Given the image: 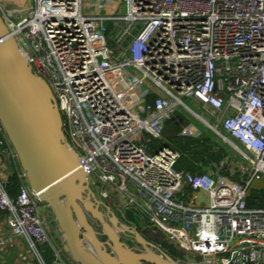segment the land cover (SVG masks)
I'll use <instances>...</instances> for the list:
<instances>
[{
    "label": "built area",
    "instance_id": "obj_1",
    "mask_svg": "<svg viewBox=\"0 0 264 264\" xmlns=\"http://www.w3.org/2000/svg\"><path fill=\"white\" fill-rule=\"evenodd\" d=\"M0 15L50 85L68 147L91 187L113 194L111 206L142 212L154 243L189 252L196 264H264V206L249 204L264 177V0H0ZM136 81L151 101L128 98ZM180 108L241 147L243 180L221 174L224 160L202 172L177 168L183 153L165 131ZM43 209L0 124V213L9 229L37 252L50 246V264H79Z\"/></svg>",
    "mask_w": 264,
    "mask_h": 264
},
{
    "label": "water",
    "instance_id": "obj_2",
    "mask_svg": "<svg viewBox=\"0 0 264 264\" xmlns=\"http://www.w3.org/2000/svg\"><path fill=\"white\" fill-rule=\"evenodd\" d=\"M0 124L29 186L52 210L68 259L79 264H183L98 198L66 143L50 85L28 63L1 15Z\"/></svg>",
    "mask_w": 264,
    "mask_h": 264
},
{
    "label": "rangeland",
    "instance_id": "obj_3",
    "mask_svg": "<svg viewBox=\"0 0 264 264\" xmlns=\"http://www.w3.org/2000/svg\"><path fill=\"white\" fill-rule=\"evenodd\" d=\"M126 7L122 8L120 13H124ZM21 13L24 14L26 12V7H23ZM132 72V73H131ZM131 74L134 78H138L136 73H133L131 70ZM143 83V82H142ZM139 81L133 83L131 91L128 93V98L132 99L136 102L151 101L154 96L151 93L142 94L141 90L143 88L144 83L142 84ZM184 101L193 108L199 115H205L201 108L195 105V102L190 98H184ZM181 109V116L174 121H170L167 124L166 129V137L172 142L182 153L187 154L188 158H183L180 160L177 168L179 169H191V167H196L197 163L201 165L196 167L195 172L205 171L207 168L211 166H215L222 162L223 160L226 162L225 166L221 170V174H227L232 176L235 180L241 181L246 177L248 172L249 164L242 158V155L239 150V145L233 142L232 144H228L203 122L194 113L187 111L185 108ZM194 127V128H192ZM197 127V128H195ZM151 144H155L159 149L163 146V141L152 140ZM241 148V147H240ZM11 172V170H8ZM94 190L97 193L98 198L112 205L114 203L113 194L107 192V196L104 197L100 188L92 185ZM11 188V187H10ZM251 190V196L256 197V193L259 194L264 193V177L261 180L256 181L253 184ZM252 198V199H253ZM264 199V196H263ZM255 203L252 206H260L262 201L259 198H255ZM264 203V201H263ZM44 204H42L43 207ZM114 207V206H113ZM44 212L47 215V219L49 222L50 229L52 231V235L56 240H59L60 230L55 221V217L52 213V210L48 207H44ZM115 212L120 216L122 221L127 222L135 227H137L148 239L153 241L155 239L148 230L147 222L145 219H142V212L136 211V209L126 206L124 213L125 216L114 207ZM144 216V215H143ZM99 229V226L97 225ZM125 240L131 244L136 245L135 241L131 238H125ZM163 250L173 256L175 259L180 261L183 264H196L194 256L186 252L178 247L171 244H164Z\"/></svg>",
    "mask_w": 264,
    "mask_h": 264
},
{
    "label": "crops",
    "instance_id": "obj_4",
    "mask_svg": "<svg viewBox=\"0 0 264 264\" xmlns=\"http://www.w3.org/2000/svg\"><path fill=\"white\" fill-rule=\"evenodd\" d=\"M141 92L142 94L150 93L147 84L143 85ZM195 105L198 106L196 103ZM179 115L181 116V110L174 116L179 117ZM0 233L7 240V243L0 245V264H42V261L50 264L52 262L53 255L50 246L38 245L39 252H37L26 238L13 236L3 213H0ZM55 241L62 245L59 240L55 239Z\"/></svg>",
    "mask_w": 264,
    "mask_h": 264
},
{
    "label": "trees",
    "instance_id": "obj_5",
    "mask_svg": "<svg viewBox=\"0 0 264 264\" xmlns=\"http://www.w3.org/2000/svg\"><path fill=\"white\" fill-rule=\"evenodd\" d=\"M175 117V116H174ZM172 118L170 121H174V120H176L177 118H179L180 117V115H179V117L177 116V117H175V118ZM169 121V122H170ZM168 122V123H169ZM166 129H167V127H166ZM165 134H166V131H165ZM183 158H188V155L187 154H184L183 153V156H182V159ZM198 164V163H197ZM196 164V167H198V165ZM196 167L194 166V167H191V169H189L190 171H195L196 170ZM188 170V169H187ZM11 187V188H10ZM10 187H9V191H10V193L11 194H13V193H15L16 191H17V184H16V179L13 177L12 178V184L10 185ZM258 193V192H257ZM255 194L256 195V197L255 198H259V200H261L262 201V204L260 205V206H264V203H263V201H264V199H263V196H264V193H259V194ZM254 196H252V197H250V199H249V204H250V206H252L253 204H256L255 203V198H253ZM253 198V199H252Z\"/></svg>",
    "mask_w": 264,
    "mask_h": 264
},
{
    "label": "flooded vegetation",
    "instance_id": "obj_6",
    "mask_svg": "<svg viewBox=\"0 0 264 264\" xmlns=\"http://www.w3.org/2000/svg\"><path fill=\"white\" fill-rule=\"evenodd\" d=\"M43 206H44V207H48V206H47V205H45V204H44ZM48 208H49V207H48ZM113 208H114V207H113ZM114 211H115V210H114ZM116 213H117V212H116ZM96 228H97V226H96ZM99 228H100V227H99ZM99 230H100V229H99Z\"/></svg>",
    "mask_w": 264,
    "mask_h": 264
}]
</instances>
